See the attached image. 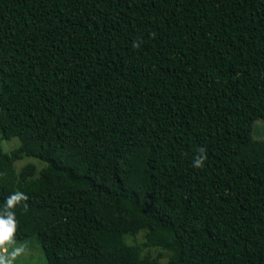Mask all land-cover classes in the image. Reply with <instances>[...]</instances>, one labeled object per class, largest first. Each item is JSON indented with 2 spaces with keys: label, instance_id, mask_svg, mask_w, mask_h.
Masks as SVG:
<instances>
[{
  "label": "trees",
  "instance_id": "1",
  "mask_svg": "<svg viewBox=\"0 0 264 264\" xmlns=\"http://www.w3.org/2000/svg\"><path fill=\"white\" fill-rule=\"evenodd\" d=\"M263 120L264 0H0V201L47 264H264Z\"/></svg>",
  "mask_w": 264,
  "mask_h": 264
},
{
  "label": "rangeland",
  "instance_id": "2",
  "mask_svg": "<svg viewBox=\"0 0 264 264\" xmlns=\"http://www.w3.org/2000/svg\"><path fill=\"white\" fill-rule=\"evenodd\" d=\"M258 132L264 136V122ZM11 140L17 144L19 142L17 137L12 138ZM13 146L14 144L9 142L3 143L4 149H10ZM25 159L29 160V158L16 160L15 168L19 169L25 163ZM38 165L40 164L38 163ZM9 199L11 198L4 197L2 199L3 201H0V221H7L10 218L12 224H4L0 226V229L11 228L12 230L9 233L13 234L6 236L5 238L0 237V264H47L42 246L37 236L35 234L23 235V233L28 232L29 229L34 228V224L31 222L30 217L28 218L27 213L24 212V214H21L20 208L26 210L25 205L23 206L21 202L14 200L13 204L9 206ZM130 237L132 236L127 235L126 239Z\"/></svg>",
  "mask_w": 264,
  "mask_h": 264
},
{
  "label": "clouds",
  "instance_id": "3",
  "mask_svg": "<svg viewBox=\"0 0 264 264\" xmlns=\"http://www.w3.org/2000/svg\"><path fill=\"white\" fill-rule=\"evenodd\" d=\"M199 152L201 153V155L197 156L196 159L193 160V164L194 166H201L202 165V161L205 159V156L203 155L204 153V149L201 148L199 149ZM19 198V194L15 197H12L11 199L8 200V205L11 206L13 204L14 200H17ZM4 224H8L11 225L12 221L9 218L7 221H0V226L4 225ZM12 229L11 228H2L0 229V237L5 238L7 235H5V233H9Z\"/></svg>",
  "mask_w": 264,
  "mask_h": 264
},
{
  "label": "snow or ice",
  "instance_id": "4",
  "mask_svg": "<svg viewBox=\"0 0 264 264\" xmlns=\"http://www.w3.org/2000/svg\"><path fill=\"white\" fill-rule=\"evenodd\" d=\"M5 235H7V233H5Z\"/></svg>",
  "mask_w": 264,
  "mask_h": 264
}]
</instances>
